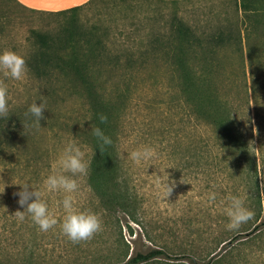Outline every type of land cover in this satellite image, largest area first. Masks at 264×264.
<instances>
[{"label": "rangeland", "instance_id": "374dc122", "mask_svg": "<svg viewBox=\"0 0 264 264\" xmlns=\"http://www.w3.org/2000/svg\"><path fill=\"white\" fill-rule=\"evenodd\" d=\"M240 1L97 0L76 13L53 14L0 0V51H16L27 64L38 49L33 31L55 37L72 27L73 20L82 34H93L90 43L105 50L97 61L105 66L106 99L120 114L121 180L135 199L137 219L133 222L120 209L101 206L87 174L78 178L79 190L73 196L78 209L90 210L102 221V230L91 239L74 243L62 234L60 192L43 194L58 221L47 232L28 215L23 220L16 217L14 213L23 210L14 195L20 190L16 184L42 188L69 141L81 146L88 161L89 113L86 99L70 92L58 75L39 77L28 68L24 81L0 76L9 91L10 112L25 113L34 101L42 100L46 106L26 154L39 158V166L24 168L20 158H26L27 150L0 158V192L5 188L0 193V264H118L150 250L167 253L151 264H192L191 258L196 264H264V231L235 237L239 229L226 228L221 203L230 194L242 195L245 206L255 212V184L244 173L251 158L240 167L235 166L238 158H182L190 147L202 145L205 127L195 119L172 73L178 25L183 23L204 39L216 30L232 34L211 59L218 66L215 82L246 128L250 115L256 131L264 128L257 121L264 118V0H249L261 8L257 16L238 13ZM27 117L34 121L30 114ZM142 145L156 150L155 161L135 164L129 159L128 153ZM252 159L262 186L264 158ZM165 177L175 183L167 198L161 186ZM211 192L217 194L215 201L209 199ZM254 216L239 228L249 226Z\"/></svg>", "mask_w": 264, "mask_h": 264}, {"label": "trees", "instance_id": "16d2710c", "mask_svg": "<svg viewBox=\"0 0 264 264\" xmlns=\"http://www.w3.org/2000/svg\"><path fill=\"white\" fill-rule=\"evenodd\" d=\"M95 1L97 0L91 3ZM85 7H76L58 14L76 13ZM258 9L261 10L260 7L251 5L249 0H241L236 5L238 13L239 11L242 14L254 13L250 16H257ZM73 21L70 23L72 27L65 28L55 37L33 31L38 49L27 65L29 70L39 77L58 75L66 81L65 87L70 92L78 93L86 99L89 115L85 130L90 149L88 184L98 197L101 206L113 211L120 209L136 222L135 212L132 209L135 199L127 184L121 180L123 176L118 151L120 114L117 107L106 99L108 81L104 80L105 66L97 61L98 58L105 56V50L90 43L93 34H82L79 26H74ZM174 33L178 45L172 54L176 59L172 67L173 78L178 82L179 91L186 104L190 106L195 119L205 127L202 145L190 147L182 158H238L235 164L238 167L245 164L246 158H251V164L248 163L249 166L244 169V173L255 184L252 196L255 216L249 226L239 228L235 237L247 232V234H261L264 231V188H261L256 160L252 158H264V128L259 127L256 131L251 115L248 118L249 128L240 121L230 101L219 91L215 82L218 66L211 60L216 58L219 45L229 40L232 34L224 30H216L208 35V39H204L190 27H185L183 23L178 25ZM57 41L61 43L60 46L57 45ZM80 41H86L87 48L85 45H80ZM67 51L69 53H64ZM65 58L70 59L64 61ZM109 66L107 65L106 69ZM25 113L9 111L6 117H0V158H7L20 150H27L23 153L26 156L30 149L29 141L33 139L36 124ZM100 115H105L107 120L102 123L99 119ZM257 121L264 126V118L262 120L257 118ZM91 126L102 128L105 134L112 138V145L101 148L91 133ZM38 159L26 156L20 158V162H24L26 169L37 168ZM225 242L224 246L229 247L227 245L229 243ZM164 256H167V253L163 250L138 252L118 264H151ZM191 263L196 264L194 258H191Z\"/></svg>", "mask_w": 264, "mask_h": 264}, {"label": "clouds", "instance_id": "9594fccd", "mask_svg": "<svg viewBox=\"0 0 264 264\" xmlns=\"http://www.w3.org/2000/svg\"><path fill=\"white\" fill-rule=\"evenodd\" d=\"M28 71L23 55L12 50L0 51V76L13 81H24ZM9 99L6 83L0 80V117H6L9 114ZM45 110L46 106L42 100L34 101L28 106L25 115L30 114L34 118L35 124L40 125L41 120L45 118ZM99 119L103 123L107 117L100 115ZM91 133L101 148L112 145V138L106 135L99 126H91ZM128 157L135 164H141L142 162L155 161L158 154L153 147L142 145L129 152ZM88 167L89 163L85 159V152L81 146L74 141H69L53 163L52 172L44 178L42 188L38 189L27 182L16 184L20 185V190L14 195L18 197V204L23 210H17L14 214L19 220H23L25 215L30 216L40 231L47 232L57 225L58 221L50 211L48 203L43 199V194L45 191L60 192L64 194L59 202L64 213L60 221L62 234L74 243L91 239L102 230V221L96 213L78 209L73 196L79 190L78 178L87 174ZM161 186L164 196L167 198L172 193L175 183L170 184V177H165L162 178ZM4 190L0 193H3ZM216 197L215 192L209 194V199L212 201H215ZM221 203L223 204L222 211L228 218L226 224L228 230L239 229L254 215L253 211L245 206V198L242 195L230 194Z\"/></svg>", "mask_w": 264, "mask_h": 264}, {"label": "crops", "instance_id": "0c3cea01", "mask_svg": "<svg viewBox=\"0 0 264 264\" xmlns=\"http://www.w3.org/2000/svg\"><path fill=\"white\" fill-rule=\"evenodd\" d=\"M18 4L38 12L57 14L62 11L73 9L76 7L87 6L93 0H15ZM161 1H187V0H152Z\"/></svg>", "mask_w": 264, "mask_h": 264}]
</instances>
